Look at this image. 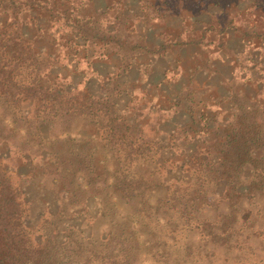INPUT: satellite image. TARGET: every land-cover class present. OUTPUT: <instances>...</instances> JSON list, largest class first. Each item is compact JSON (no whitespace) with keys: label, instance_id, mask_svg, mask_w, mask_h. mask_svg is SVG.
<instances>
[{"label":"trees","instance_id":"trees-1","mask_svg":"<svg viewBox=\"0 0 264 264\" xmlns=\"http://www.w3.org/2000/svg\"><path fill=\"white\" fill-rule=\"evenodd\" d=\"M167 3L0 0V132L18 138L16 142L8 137L0 140V145L9 146L5 153L0 150V264H25L21 252L28 243L22 223L27 201L14 171L4 164L11 153L29 165L39 156L45 160V171L60 179L65 174L76 176L80 191L94 198L113 193L120 199L140 189L162 187L172 193L182 191L186 198L191 197V204L208 200L216 191L214 194L222 195L221 201L229 199L232 206L246 196L264 206L260 199L264 197V97L257 78L241 81L245 87L241 95L221 97L233 106L222 122L217 120L218 111L198 100L200 89L191 77L179 80L178 87L184 88L173 93L167 106H158L164 114L154 122L146 116L148 102L140 103L150 90L128 81L133 72L146 67L142 58L147 55L161 56L174 45L178 50L201 48L202 34L195 36L191 31L183 35L181 22V28L170 27L162 33L160 45L157 34L147 32L145 24L138 25V20L150 17L154 29L165 14L179 17L183 11L163 8ZM45 21L56 25L54 32L44 30ZM253 33L256 44L264 42V35ZM45 35L54 36L53 46L70 50L69 57L88 64L110 63L112 70L100 78L101 84L110 86L107 94L99 96L86 86L78 88L67 77L47 79L54 75L56 58L43 52L45 45L37 49ZM179 69L185 72L183 65ZM192 70V76H198L197 65ZM117 97H128L125 107L117 106L113 101ZM178 118L182 121L176 122ZM78 119L94 125L97 132L69 136ZM165 122L173 123L171 132L163 130ZM42 127L54 132V138L45 140ZM61 134L66 136L59 137ZM191 143L192 149L186 150ZM147 166L151 171H143Z\"/></svg>","mask_w":264,"mask_h":264},{"label":"rangeland","instance_id":"rangeland-1","mask_svg":"<svg viewBox=\"0 0 264 264\" xmlns=\"http://www.w3.org/2000/svg\"><path fill=\"white\" fill-rule=\"evenodd\" d=\"M168 2L162 7L168 6L173 12L181 9L179 17L165 14L163 22L154 29L150 27V17L141 18L138 25L145 24L147 32L157 34L158 45L163 43V32L181 25L183 35L191 31L195 36L202 34L203 43L200 49L178 50L174 45L161 56L142 58L146 67L140 73L133 72L128 81L150 90L149 97L140 99V103L148 102L146 116L151 122L164 114L158 106H167L173 93L184 88L178 87L182 77L195 81L194 86L200 89L198 100L218 111L217 120L221 122L233 111L231 102L221 101V97L241 95L245 89L241 81L247 77H255L262 83L264 97V48L261 47L264 42L256 44L253 33L264 35V0ZM151 12L147 10L148 14ZM43 28L54 32L56 25L45 21ZM52 37L43 36L39 42L42 45L37 48L45 45L43 52L57 59L52 68L54 75L47 79L59 75L77 83L78 88L88 87L95 95L107 94L110 86L107 82L101 84L100 78L112 70L110 63L88 64L79 57H69L70 50L53 46ZM196 65L200 72L192 76L191 68ZM113 101L123 108L128 97ZM173 128V123H164L163 130L171 132ZM41 131L45 140L54 138V132L46 127ZM96 132L94 125L78 119L67 134L79 138ZM18 133L22 134L19 130ZM1 137L18 140L13 139L11 132H0V140ZM193 144L186 150L192 149ZM7 149L6 143L0 145L2 153ZM18 161L11 153L4 164L14 171L27 201L28 210L22 220L28 240L27 248L21 252L25 264H264V206L254 204L255 199L250 200V196L242 197L238 206H232L229 199L221 201L222 195L214 191L208 200L191 204V197L186 198L182 191L172 193L158 187L140 189L127 197L121 194L120 199L113 193L94 198L80 191L76 176L65 174L60 179L46 172L45 160L39 156L30 165ZM144 169L151 171L150 166ZM244 201L249 204L244 205ZM228 213H232L231 217Z\"/></svg>","mask_w":264,"mask_h":264}]
</instances>
